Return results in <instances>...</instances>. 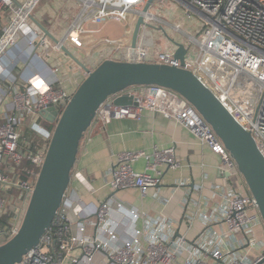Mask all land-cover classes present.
I'll use <instances>...</instances> for the list:
<instances>
[{
	"label": "built area",
	"instance_id": "2783aa9c",
	"mask_svg": "<svg viewBox=\"0 0 264 264\" xmlns=\"http://www.w3.org/2000/svg\"><path fill=\"white\" fill-rule=\"evenodd\" d=\"M73 1L79 5L76 18L66 36L53 42L51 37L41 34L39 27L32 26L33 14L42 0H0V18L6 12L10 14V24L0 37V56L24 36L29 38L31 48L42 53L64 51L67 42L82 47L80 36L85 33L88 23H122L131 15L136 21L142 17L144 23L136 47H112L109 59L181 68L175 54L179 46L193 42L183 68L191 71L252 134L264 156V0H167L187 18L207 27L198 40L194 39L196 26L163 0ZM154 23H158L165 33L182 38L171 47L157 46L151 35ZM107 44L113 45L110 41ZM53 72L58 73V69ZM14 83L15 80H11L8 89L1 90L3 97L13 99L10 112H5L4 123L0 125V216L10 210L13 213L11 226L1 231L4 243L18 233L35 185L20 180L16 174L24 159L20 151V127L29 118L33 130L49 145L53 131L41 127V113L50 106L63 110L72 97L56 84L38 89L34 86L20 88ZM127 93L135 96L138 105L116 106V97L109 98L100 106L86 135L93 128L103 130L109 120H141L150 111L184 126L202 144L209 146L221 159L222 172L238 170L211 125L176 92L159 86H142L131 88ZM2 104L0 99V108ZM48 145L45 152L32 156L39 169ZM141 159L146 161L144 172H138L134 167ZM6 167L10 173L4 171ZM179 167L174 146L156 147L151 153L141 150L118 154L111 170V196L89 211L79 193L69 188L53 224L39 245L19 264H176L182 253L185 254L182 264H256L261 261L264 247L256 260L249 263L243 259H229L228 254L212 247L201 249L191 245L185 235L168 241L158 233L148 236L144 228L136 226L147 214L122 202L116 194L135 189L144 198L162 184L165 170ZM12 188L19 190L20 194L19 205L11 207L7 192ZM114 210L119 214L127 213L132 220L133 226L127 236L113 224ZM223 210L228 234L233 236L237 246L247 244L246 233L252 226L263 224L257 203L250 193L235 192L224 197Z\"/></svg>",
	"mask_w": 264,
	"mask_h": 264
},
{
	"label": "crops",
	"instance_id": "0c3cea01",
	"mask_svg": "<svg viewBox=\"0 0 264 264\" xmlns=\"http://www.w3.org/2000/svg\"><path fill=\"white\" fill-rule=\"evenodd\" d=\"M78 10L79 5L73 0H42L33 14L32 26L39 27L38 22L50 34L53 42L61 40ZM9 24L10 14L6 12L0 18V30L3 31L0 37ZM104 25L88 23L85 33L80 36L82 47L66 43L67 51L78 62L65 51H36L30 47L29 38L25 36L6 50L0 56V99L3 103L0 125L4 123L5 112H10L13 100L12 97H3L1 90H7L11 80H15L14 84L20 88L34 86L41 89L56 84L73 95L87 76L83 67L94 70L110 58L109 52L114 49L107 44L109 40L97 42L94 36ZM135 25L127 41L128 46L131 45ZM41 34L47 36L42 29ZM152 41L160 47L172 46L170 41L163 42L159 37H152ZM54 69H58V73H54ZM29 120H24L26 126ZM172 146L175 147L180 167L165 170L158 188L151 190L144 198L135 189L116 194L122 202L147 214L136 226L144 228L148 236L158 233L170 241L185 235L188 243L198 248L212 247L228 254L229 259L254 262L264 247V224L252 226L246 233L247 244L237 246L233 236L228 234L223 210L224 197L235 192L250 193L244 177L238 170L222 172L221 159L209 146L202 144L184 126L162 115L147 111L141 120L114 119L109 120L103 130L93 128L81 144L70 188L76 190L89 211H93L112 194L109 183L118 154L141 150L151 153L156 147L163 149ZM134 167L136 171L144 172L146 161L141 159ZM4 171L10 173L8 167ZM124 214L114 210L111 220L127 236L133 222L127 213ZM2 230L0 245L5 242ZM184 258L185 254H180L176 264H182ZM99 260L102 261L103 257Z\"/></svg>",
	"mask_w": 264,
	"mask_h": 264
},
{
	"label": "water",
	"instance_id": "95a60500",
	"mask_svg": "<svg viewBox=\"0 0 264 264\" xmlns=\"http://www.w3.org/2000/svg\"><path fill=\"white\" fill-rule=\"evenodd\" d=\"M163 1L182 18L196 26L194 39L198 40L207 27L187 18L167 0ZM143 23L142 17L136 21L132 33V48L137 45ZM37 25L51 37L42 25L38 22ZM192 47L193 42H189L187 46H179L175 58L181 62V68L160 63H132L111 59L103 61L94 70L83 67L87 76L66 107L59 110L50 106L42 111L41 118L54 126L52 138L20 229L14 237L0 245V264H19L29 251L39 245L53 224L64 196L71 187L81 144L100 106L111 97H116V106H137L135 96L127 93L134 87L159 86L172 90L199 112L237 164L238 171L244 177L249 192L257 203L264 224V156L252 134L236 121L191 71L183 68L186 55ZM64 51L78 62L67 49ZM256 264H264V258Z\"/></svg>",
	"mask_w": 264,
	"mask_h": 264
},
{
	"label": "trees",
	"instance_id": "16d2710c",
	"mask_svg": "<svg viewBox=\"0 0 264 264\" xmlns=\"http://www.w3.org/2000/svg\"><path fill=\"white\" fill-rule=\"evenodd\" d=\"M3 33L0 30V35ZM40 124L44 126L48 131H53L54 126L52 123L44 120L43 118L39 121ZM48 143L45 142L42 137L31 130L26 128L22 133L20 139V151L24 156L23 162L17 167L16 174L22 181H30L32 184L36 182L37 175L39 173V168L32 161V156L38 153H43L46 150ZM8 197L14 196V198L19 200V190L16 188L10 189L8 192ZM12 207V206H11ZM13 213L10 210L8 214L0 216V229L9 228L11 226V219Z\"/></svg>",
	"mask_w": 264,
	"mask_h": 264
},
{
	"label": "rangeland",
	"instance_id": "374dc122",
	"mask_svg": "<svg viewBox=\"0 0 264 264\" xmlns=\"http://www.w3.org/2000/svg\"><path fill=\"white\" fill-rule=\"evenodd\" d=\"M135 23H136V17L131 15L127 22H122V23L109 22V23L105 24L103 26V29L100 32L96 33L94 36L97 39V42L106 41V39L109 40L110 42L113 43V45L111 47H119L122 45L124 47H127L128 46V45H126L127 41L131 37V32H132V29H133ZM151 35L154 38L155 37L161 38L163 42L170 41L171 43H174L177 39L182 38V37L175 36V35L171 36L169 33H165L164 29H162L158 25V23H154L152 25ZM24 125H25V123H23L20 127L21 134L24 132V130L26 128H30L31 130H33V128H32L33 124L31 123L30 120H29V123L27 124V126L26 125L24 126ZM41 127H44V126L41 124ZM33 131L37 133V131H35V130H33ZM8 198H9L10 206H18L19 205L18 201L14 198V196H10Z\"/></svg>",
	"mask_w": 264,
	"mask_h": 264
}]
</instances>
